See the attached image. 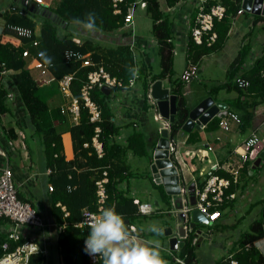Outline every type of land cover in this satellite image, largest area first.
<instances>
[{
	"label": "trees",
	"instance_id": "1",
	"mask_svg": "<svg viewBox=\"0 0 264 264\" xmlns=\"http://www.w3.org/2000/svg\"><path fill=\"white\" fill-rule=\"evenodd\" d=\"M145 1L146 10L152 19L153 34L160 43L159 54L161 59V71L158 76L157 74L151 75V80H148L146 76L141 79L138 78L141 80V89H143L144 109H147L150 106L146 97L149 84L157 77H163L165 74L172 72V44L168 40L171 36L170 22L160 7L159 1ZM176 1L165 0L167 5H173ZM221 1L225 5V15L220 19L214 20L213 28L217 36L213 43L207 44L205 41L196 43L189 32L186 54L194 61H198L204 54L221 48L227 39L232 18L240 7V0ZM28 2L32 3V0ZM126 2L127 0L119 2L120 12L113 11L112 0H58L53 6L49 4L48 9L51 13L57 14L61 22L66 23L72 22L76 18L84 20L87 13H94L97 28L109 32L123 25L124 14L128 7ZM29 3L25 5L30 9ZM212 3H214V0H208L205 8H208ZM20 9L24 13H20ZM26 11V8L24 10L16 7V10L7 15V26L4 32L20 40V44H15L9 40H0V61L4 63L6 68L15 70L10 74V77L13 80L16 96L21 104L19 110L24 114L22 119L26 122L23 130L30 132L32 139L37 140L42 148L45 166L50 167L47 181H52L53 189L48 190L46 188V197L51 206L54 221L56 223L66 222L64 229L57 232L56 236L58 253L63 259V264H100L99 262L90 263L87 254L84 252L83 241L89 233L87 225L81 228L74 225V223L80 219L82 207L88 206L92 209L96 207L94 179L101 174L103 169H106L108 173V182L106 183L108 197L104 209L114 207L125 219L131 221L138 215L134 198L126 190L122 189L119 184L127 174H132L130 171L127 172L129 168L127 162L128 153L145 155L147 159H151L149 146L150 144L152 145V141L148 144L145 129L135 126L122 141L116 140L115 135L120 131V126L111 119L113 112L109 105L110 93L103 92L97 85L90 89L92 99L100 107V120L91 121L88 109L82 103L80 88L86 81L87 72L94 68L96 63L102 64L110 74L127 81L132 76L130 69H133V58L129 47L126 45L104 48L89 39L81 42L76 41L68 34L62 33L59 22L52 19L49 13L43 12L41 8L34 11L35 13L41 12L43 14L40 33L35 35L34 26L36 21L30 16L31 14L27 15ZM253 17V26L262 19V16L257 14ZM14 26L28 28L30 34H21ZM33 39L37 40L35 45L32 43ZM25 48L31 52L41 50L42 55L33 58L30 64H27L28 57L22 55V50ZM79 54L89 55L94 64L81 65V59L77 58ZM250 54L251 40L247 39L242 43L238 52L229 63L226 69V80L222 84L214 86L210 93L213 96L220 88L234 89L236 91V95L226 99V102L232 109L234 108L238 111L241 119V130H246L250 126L256 106L264 102V81L260 76V70L264 65V45L260 53L253 56V59L245 64ZM37 61L47 64L48 69L54 75L58 87V79L62 75L73 73L70 83L71 95L78 98L80 106L78 121L71 123L69 126L72 149L74 151V157L71 159L65 158L62 131L57 127L58 122L64 119L65 112L61 111V106L64 105L50 107L36 93L39 86L30 69ZM236 77H243L249 83L245 87L240 86L235 81ZM172 91L176 93L177 97L176 112L171 123V134L176 135L187 118L189 107L186 105L184 95L181 94L179 88L172 87ZM7 93V86L0 79V118L3 113L11 112ZM95 125L100 128L98 139L101 141L103 150L101 156L97 155L96 149L92 145ZM217 126L218 117L215 116L207 123L205 128L210 129ZM11 131L13 134V128ZM151 131L154 132L155 130ZM198 139L199 133L197 130L188 134L187 141H196ZM27 141L29 142L28 138L24 142L27 144ZM85 141L88 142L87 145H83ZM79 154L85 157L84 161H80L77 158ZM82 165L84 169L77 172L75 168ZM243 170L244 167H242ZM214 173L230 177V173L223 168L214 170ZM152 183L155 187H158L162 201L166 206H169V196L165 193L163 187L154 182ZM227 191L229 192L228 189ZM17 194L21 198L18 192ZM56 201H60L65 205L68 211L66 215H64L60 205L55 204ZM230 202L231 200L224 201L217 206V209L225 213L226 205ZM1 218L3 217H0V220ZM3 219L8 220V218ZM77 233L81 234V236L79 235L81 253L79 261L73 250L71 238L72 235ZM262 236H264L262 220L261 218H255L250 222L248 229L242 231L239 238H237L236 242L240 247L232 254L237 259V264H264V255L255 245V241ZM6 238V234L0 232V242ZM23 239L24 237L17 241L10 239L9 249L23 241ZM194 248L189 240H185L181 247V254L187 252V260L190 262L194 256ZM229 257L230 255L226 254L215 260V264L227 263ZM46 258L47 256L43 251H37L30 255L27 264H46Z\"/></svg>",
	"mask_w": 264,
	"mask_h": 264
},
{
	"label": "crops",
	"instance_id": "2",
	"mask_svg": "<svg viewBox=\"0 0 264 264\" xmlns=\"http://www.w3.org/2000/svg\"><path fill=\"white\" fill-rule=\"evenodd\" d=\"M57 1L58 0H49V3L50 5L53 6ZM158 1L160 4V7L165 12V15L167 16L168 21L170 22L171 36L168 38V40H170L172 44V66H171L172 72L170 74H165L163 77H157L156 79L161 80L162 86L168 87L171 92H173L172 87H177L181 91L183 88V92L185 94L190 90V84L187 85L188 88L185 87L186 84L190 83L191 80H193L194 78L187 82L182 81L181 80L182 70L184 69L188 61L197 64L198 72L200 68L198 61L192 60L186 54L187 53L186 52L187 39H188V35L190 32V28L194 24L195 16L198 10H200L201 7L204 9L209 8V7L205 8L208 0H177L173 5H167L165 0H158ZM142 2H145V3H142ZM217 2H221L223 4L221 0H214V3L212 4H215ZM28 3L29 2H24L22 0L21 1L20 0H0V40L1 41L9 40L15 44H20V40L10 35L9 33L4 32L7 26L6 17L9 13L14 11L11 8L13 5H15L16 7L23 8L24 10L25 8L27 9L26 11L27 15L31 14L30 16L33 18V20L36 21V24L34 26L35 35H38L40 33L41 20H42L43 14L41 12L35 13L34 12L35 9L33 10L29 9V7L25 5ZM126 3H127V6L133 5L134 18L136 16V13H138V16H141V17H143L145 14L149 17L148 28L150 27L149 28L150 34L146 36L136 34L133 28V24L129 25V24L123 23V25H121L117 29H114L109 32L102 31L99 28H97L98 30L95 33H93L92 35H89L88 32L82 28L81 25H78L74 23L73 21L69 23L61 22V20H57V21L60 24L62 33L68 34V36L72 37L76 41L81 42L83 40L89 39L93 43H96L104 48L116 47V46H122V45H126L129 47V50L133 58V69H136L138 74L135 78L131 76L128 78L127 81L123 80L125 89L123 88V86L119 88L109 87L110 88L109 89V93H110V98H109L110 104L109 105L112 108V112H113L111 119L114 120L120 126L119 128L120 131L118 132V134L115 135V139L118 141L119 140L122 141L125 138V136H127L128 132L134 126L145 129V131L147 132V143L149 144L152 141V145L150 144L149 146V152L151 155V159H147L148 164L151 169V163L153 162V159H154V152L157 149V144H158L159 138L161 137L160 128L162 127L163 121L156 120L153 117L154 112L150 113V109L153 104H151L149 100H147V102L150 104V106L147 109H144L143 95H142L143 89H141L142 86H141L140 79L146 76V78L149 80L151 78V75L157 74L158 76L159 72L161 71V59H160V54H159L160 43L158 39L156 38V36L153 34L152 19L148 11L146 10V1L145 0H127ZM239 4H240L239 8H241L242 0H240ZM254 15L255 13L249 10L248 11L244 10L243 12L237 13L232 18V23L229 28L226 41L228 40V37H231V35L233 36L234 40L231 39L232 38L231 37L229 38L230 40H228L227 42L225 41L224 43V45L227 43V46L230 47V50L234 51V55H233V58H234V56L238 52V49L242 45V43L245 42L247 39L248 40L250 39L251 40V54L249 55V58L247 59L245 64L249 63L250 60L253 59V56L259 54L261 51V48L264 45V28H263L264 14H261V13L257 14L259 16H262V19H260L256 23V25L253 26L252 20L254 18L253 17ZM240 16H242V18H240ZM249 18L251 21L247 23ZM247 25H248V28L245 31L246 32L245 34L244 28ZM260 30H263V32H260ZM179 52L184 54L185 65L181 69L180 74L178 76H175L174 55ZM154 56L159 57L158 70H154L152 66V61L155 58ZM232 59L230 60V62L232 61ZM31 60L32 58L28 57V60L26 61V63L30 64ZM97 64L98 63H96L95 66ZM14 71H15L14 69H9L8 71L5 72V74H0V79L1 81H4L5 85L7 86L8 93L11 92L12 94L11 96L7 97L9 104L11 106L10 108L11 112L3 113L0 118V143L7 152V160H6V157H3L0 155V165L3 166L5 165V162H8L12 166L13 171H14L13 176H14V181L16 183L17 192L20 194L21 198L22 199L25 198V200L29 201L32 204V206L35 207L36 210L41 214L42 218L46 222L59 224L54 221L53 212L51 210V206L47 200L46 193H45L46 188L48 190H51L48 188V186L50 184L51 185L53 184L52 181H47V174L50 173V167L45 166V162H44L43 154H42V148L37 142V140L32 139L31 137L32 135L30 132H26L25 130H23V126L25 125L26 122H24V120L22 119V116L24 114L22 111L19 110V108H21V104H20L19 99L16 96V90H15L16 88L13 83V80L10 77V74L13 73ZM30 71L32 73V76L36 79L38 86L49 85L51 83H54V81H56L54 79V75L48 69V67L42 68V67L33 66L30 69ZM197 76H198V73H197ZM130 80L133 83L132 87H130L131 85H129ZM164 80L167 81V84L163 82ZM152 82L149 84L148 88H150ZM223 82L218 83V84L220 85ZM216 85H212L211 87H209L207 90V93H205L202 97L205 98L207 96H211L214 102H224L226 105H228V103L226 102V99L231 98V97L218 98L215 100V98L213 97L214 95L212 96V94H210L211 90ZM45 96L46 97L48 96L49 101L53 104L51 105L50 103H48L50 107H56V106L60 107L61 105L68 104V103L64 104L66 101H60L62 96H60V94L57 91H53L52 93L49 92V94L47 95L45 94ZM70 97H72V95H70ZM55 101H57L58 104H55L54 103ZM210 104H208L204 112L210 107ZM228 106L230 109H232L230 105ZM192 107H190L189 109H191ZM216 113H217V110L211 118L206 120V123H205V126H206L207 123L216 116L218 117V126L216 128L206 129L205 127L200 128L194 125L190 131H182V128H181L179 132L176 133V135H174L176 142H177V145H176L177 152H178L177 158L181 165L184 178L187 180L189 184L193 182L197 184L196 180L201 181L202 176L199 175V172L200 171L205 172L209 167H211L215 163H219V165H221V167L217 169L223 168L222 166L226 164L227 162H230L231 164L232 163L236 164L237 163V161L235 160L236 156L233 152L235 146H237L243 140V138L248 136L251 131L256 132V129L258 127V123L256 121L257 108H255V114H254V117L251 123L253 125L251 127V124H250V126L247 127L246 130H241V125L236 123L235 120L231 119L230 117H228L227 128L222 127L221 125H219L220 117ZM236 113L239 116V113L238 112ZM262 118H264V116H262ZM77 121H78V118L75 120L73 119V116L69 112H65L64 119L58 122V125L60 124L61 128L63 129L62 142H63V152L65 154L66 159H71L74 157V151L72 149L69 126L71 125V123L77 122ZM154 121H158L159 124H156ZM12 128L14 131L13 134L11 131ZM151 130H155V131L153 132ZM194 130L198 131L199 139L196 141H190V142L187 141L188 134ZM28 137L30 140L29 142L27 141V144H26V142L24 141H26ZM185 152H188V155H190L191 152H194V154L192 155V158H188V157L183 156ZM134 155L136 154L128 153L127 162H128V159ZM203 155L205 157L208 156L210 161H206L205 159L201 161L200 157L201 156L203 157ZM98 156H101V155H98ZM139 156H145V155H139ZM77 158L80 161L85 160V157L80 154L78 155ZM196 162H199V163L201 162V163L200 165H197ZM259 163L260 161L258 162V164L256 162L252 163V161H250L249 159L243 162L242 167H244V170L242 171V167L239 168L240 172L238 175L237 182H230V185L227 188L229 192L234 193V198H232L231 202L226 205L225 209H227L228 207H232V211L234 213L241 212L240 214H237L235 218V220L238 221L239 223H241L243 220L244 212L249 214L251 210L253 209V206L256 204V201H259V202L261 201L260 202L261 205L259 209L253 212L254 213L253 219L258 218V217H255L257 213H260L264 217V197H260L259 199L256 200V199H253L251 196L247 197L245 195V191L251 190V187H250L251 182L249 181V179L245 178V175L251 176L252 168L257 167ZM75 169L77 172H79L80 170L84 169V166L83 165L78 166ZM223 169L227 171L225 168ZM129 171L132 172V174L131 173L127 174V176L119 184V186L122 189L126 190L130 196H132L134 199H137L139 202H149L154 207V209L150 213H138V215L135 216V218L132 221L125 219L126 223H128L131 227L135 228L138 237L146 243L149 241H152L148 239V237L146 236L147 233H150L147 231V228L152 224H156L161 229V233L165 235V237L168 240L169 236L164 233V228L170 225H166L163 222H152L150 221V218L148 217L162 216L161 214L163 213L175 214L176 212L173 211L174 207L172 205V202L173 200L177 198V196L167 193L162 183L160 182L156 183L153 181L152 169H151V172L149 171V176H150L151 181L154 182L155 184L161 185L165 193L169 196V206H166L165 208H163L161 204L164 202L162 201L160 192L158 190L157 192L158 196H155V197L152 196V198H154L153 200L154 205H153L151 201L147 197H144V194H142L144 191H147L146 188L142 187L139 183L134 182L137 177H136L135 171L130 166L127 172ZM206 175L207 173L204 174V176ZM222 176H225V175H222ZM231 176L232 175L230 174V177ZM227 189H226V192H228ZM55 204L60 205V207L61 205H64L60 201H56ZM226 213L227 212L225 213L221 212V215L214 222L209 223L208 225L212 224L214 225V227L222 229V225L224 224V217ZM262 216L259 218H261L262 226L264 228V219H262ZM179 217H182L181 214H178V218ZM253 219H251V221ZM9 224H10L9 220L1 218L0 232L5 233V231L9 227ZM249 224H248V227H249ZM170 228H172L173 233L176 232L177 228L175 230L171 226ZM210 230L211 229H209L206 234L207 235L206 238L208 239H210V236H211ZM217 230L219 231V234L221 235L220 240L217 241L219 247L221 248V251L219 252L218 255H215L214 257H210V258L206 257V259H203L204 264H215V260L221 258L222 256H225L226 254L232 256L233 252L240 247V245L237 244L236 241H237V238H239L241 232L244 230L240 231L239 235H236L235 237H233L232 235H225V234L224 236L223 232L220 229H217ZM21 231L23 233V237H28V238H32L36 240L37 244L39 245V248L41 249L38 251H42V248H45V252H46L45 255L47 256L46 264H63V259L61 258V255L58 253V245L56 242L57 232L59 231L55 228V225L49 224L48 229L44 230L43 232L34 227L22 225ZM79 235L81 236V234ZM42 237L48 238V241L46 244ZM84 241H83V244H84ZM200 242L201 240L199 238L197 245L195 246H199ZM168 244H169V241H168ZM75 245L79 247V242L76 244H73L72 242L73 250H74ZM255 245L259 249V251L264 255V236L257 239L255 241ZM161 249H164L165 251V252H161L163 258L167 260L168 264H170L171 263L170 250L173 252H176L178 251V249L174 246L169 247L168 245L167 246L161 245ZM190 263L199 264L196 253H195V248H194V256Z\"/></svg>",
	"mask_w": 264,
	"mask_h": 264
},
{
	"label": "built area",
	"instance_id": "3",
	"mask_svg": "<svg viewBox=\"0 0 264 264\" xmlns=\"http://www.w3.org/2000/svg\"><path fill=\"white\" fill-rule=\"evenodd\" d=\"M24 2H28L29 0H23ZM122 0H112V6L114 12H120L121 7L119 2ZM145 3V2H142ZM49 0H32V9L34 8H41V10L47 13ZM37 6V7H36ZM12 9L16 10L15 5L11 7ZM245 9L243 7L238 8L237 13L243 12ZM20 13H24L23 10H19ZM236 13V14H237ZM225 15V6L221 2H217L209 6L208 9L200 8L198 10L194 24L190 28V34L192 39L196 43H202L205 41L207 44H211L214 42L217 34L214 30V20L220 19L222 16ZM124 23L126 24H133V5H129L127 10L124 14ZM18 30L19 33L29 35L30 30L25 27L21 26H14ZM32 43L35 45L37 43L36 39H33ZM22 55L30 58H35L37 56H41V50L36 52H31L29 49L25 48L22 50ZM78 59H81V65H89L93 64L92 59L89 55L79 54L77 56ZM35 67H46L47 64L37 61L35 62ZM9 69L5 67L4 63L0 61V74H5L6 71ZM198 73V66L196 63L189 62L186 64L184 69L181 72V80L182 81H190L191 79L197 77ZM260 76L264 81V65L260 70ZM73 78V73H65L58 79L59 87L61 91L65 95H71L70 90V83ZM47 81V80H46ZM235 81L238 85L245 87L249 81L243 77H236ZM132 81H129L130 87H132ZM97 85L98 87L102 88L104 86L107 87H121L125 89V85L123 80L116 75L110 74L102 64L98 63L94 68L90 69L87 72L86 81L82 84L80 88V97L82 100L83 105L88 109L89 112V119L91 121H98L100 120V109L97 103L92 99L90 95V89ZM8 97L11 96V92H9ZM147 100H149L152 104L154 103V99L152 97L150 88H148L146 92ZM215 102L212 101L211 104ZM223 103V102H221ZM154 105V104H153ZM79 100L77 97H71L70 102L67 105L61 106L62 112H69L73 119H77L79 116ZM217 115L220 117L219 125L224 128L228 126V117L235 120L236 123L240 124L241 119L237 115V113L230 109L228 105L219 106L217 105ZM155 111L153 113V117L156 120H162V127L160 129L166 130V152H167V159L169 160L170 164L169 167H172L174 170L172 176H176V181L172 182V186L178 189L177 198H179V205L178 203L173 200L172 205L174 207L173 211L182 214V217L179 219V224L181 226L182 232L176 229L175 233H172L171 236H175L176 240L173 242L174 247L178 249V251L173 252L170 250L171 256V263L170 264H191L190 261L187 260V252L181 254V247L185 240H189L193 246H195L199 240L205 233H201L199 229H196L197 221H193L191 218V210L193 208H197L198 211L205 217L206 223L214 222L220 215L221 211L217 209V206L222 204L224 201H230L234 198L233 192H226V189L230 185V182H237L238 175H239V168L242 167L243 162L247 159L250 161L255 162L257 158L260 156V152L264 149V137L257 134L255 131H251L248 136L243 138V140L234 148V154L236 156L235 160L237 161L236 164H231L227 162L222 167L225 168L232 176H222L219 174L214 173V170L221 167L219 163L213 164L209 167L205 172H199V175L202 176L201 181L196 180L195 184L193 182V191L189 190V183L184 178V174L182 172L181 165L177 158V142L175 136L171 134V123L168 117H165L160 113L158 108L155 106ZM206 121L200 120L199 116L195 118L194 125H198L200 128L205 127ZM183 125V124H182ZM95 132L92 136V145L95 147L96 152L98 155L103 153L101 141L98 139V132L100 130L98 125H95ZM88 142H84L83 145H87ZM194 152H191L188 155V152H185L183 156L192 158ZM0 155L6 157L7 160V152L4 147L0 143ZM201 161L204 159L206 161H210L208 156L200 157ZM155 159H153L154 162ZM161 167L156 169V176L155 173L152 171V179L156 183H161L162 175L159 173ZM13 168L8 163L5 162V165H0V217L8 218L10 224L8 229L5 231L7 236L2 242H0V264H27L29 257L32 253L41 250L39 245L37 244L36 240L28 237H24L23 241L17 243L13 248L9 249V240L17 241L21 237H23V233L21 231V226H31L40 231H44L48 229L49 224L55 225V228L60 231L63 230L66 222L63 221L59 224L46 222L41 214L36 210L32 204L22 199L17 194V187L14 181L13 176ZM204 176V174H206ZM175 179V178H174ZM197 179V178H196ZM108 182V173L106 169H103L101 174L95 178V208H90L88 206H84L81 209L80 219L74 223V225L82 227L86 224L83 223L84 217L87 216L89 213H97L104 209L106 199L108 197V192L106 188V183ZM53 185H49V189L52 188ZM193 194L194 200L191 203L190 194ZM137 205V212L138 213H150L153 211L154 207L149 202H139L137 199H134ZM64 215L68 213L66 207L61 205ZM201 233V234H200ZM48 235V233H47ZM45 241V244L48 241L47 237H42ZM182 243L180 244V242ZM85 242V241H84ZM170 247V245L168 244ZM42 251L45 252V248H42ZM88 261L90 263L99 262L101 261L98 257H91L87 255ZM219 264H237V259L230 255L229 261L227 263H219Z\"/></svg>",
	"mask_w": 264,
	"mask_h": 264
},
{
	"label": "rangeland",
	"instance_id": "4",
	"mask_svg": "<svg viewBox=\"0 0 264 264\" xmlns=\"http://www.w3.org/2000/svg\"><path fill=\"white\" fill-rule=\"evenodd\" d=\"M240 18H242V16H240ZM250 21L251 20L249 18L247 23H249ZM148 26H149V17L146 14L143 17H141V16H138V13H136V16L133 20V28H134L135 33L139 35H144V36L150 34V29H149L150 27L148 28ZM247 28H248V25L244 28L245 34H246L245 31L247 30ZM260 32H263V30H260ZM231 37H228V40H230L229 38L234 40L232 35ZM233 55H234V51L230 50V47L227 46V43H226L223 47L215 49L207 54H204L201 58H199L198 64L200 65V68H199L198 76L194 78L193 80H191L190 83L186 84L185 87H187V85L190 84V90L187 93L184 94L183 88L181 91V94L184 95L186 105L189 108L195 105V103L197 104L202 98H204L202 96L205 93H207V90L209 87L226 80L227 78L226 68L230 60L233 58ZM154 57L155 58L152 61V66L154 70H158L159 57L158 56H154ZM174 61H175V64H174L175 76H178L180 74L181 69L185 65L184 54L181 52L175 54ZM163 82L167 84V81L164 80ZM49 85H43L37 88L36 93L42 99L48 101L47 103H50L51 105H53L49 101V97L48 96L46 97L45 94L47 95L49 94V92L52 93L53 91H57L60 94V96H62L60 101H66L64 104H67L70 102L71 97L65 95L60 89H58L59 87L57 86L56 81H54V83H51ZM235 95H236V91L234 89L227 90L226 88H220L213 97L216 100L218 98H228V97H233ZM54 103L58 104L57 101H55ZM256 108H257L256 121L258 123L256 132L258 135L264 137V118H262V116H264V102L258 104ZM155 109H156L155 106L152 105L150 109V113H153ZM234 110L237 111L236 109ZM154 122L156 124H159L158 121H154ZM252 125L253 124H251V127ZM57 127L58 129L63 131L60 124L57 125ZM28 140H30L29 137H28ZM196 163L197 165H200L201 162L200 163L196 162ZM128 166H130L136 173L137 178L135 179L134 182L139 183L142 187L146 188L147 191H144L142 194H144V197H147L153 204L154 198H152V196L153 197L158 196V193H157L158 188L153 185L150 179L149 171L151 172V169L148 164L147 158L145 156H139V155L131 156L128 159ZM245 178L249 179V181L251 182V185H250L251 190L245 191V195L247 197L251 196L253 199H256V200L259 199L260 197H264V156L261 157L259 165L257 167L252 168V175L251 176L245 175ZM260 202L256 201V204L253 206V209L251 210L249 214L244 212V217L241 223L235 220L236 215L240 214L241 212L234 213L232 211V207H228L226 209L227 213L225 214V217H224V224L222 225V229L216 228L212 224L208 225L207 223H201V222L196 223L195 228L199 229L201 233H205V235H202V237L200 238L201 242L199 246H195V253H196L199 264H204L203 259H206V257L207 258L214 257L215 255H218L219 252L221 251V248L219 247L217 243V241L220 240L221 235L219 234V231L217 229H220L223 232V235L224 234L232 235L233 237H235L236 235H239L240 231L248 228L249 222L251 221V219L254 218L253 212L259 209L261 205ZM161 206L163 208L166 207L164 203H162ZM161 215L162 216H158V217L150 216L148 218H150V221L152 222H163L166 225H170L175 230L177 227V222L179 221L178 213H175V214L163 213ZM261 216L262 215L260 213H257L255 217L259 218ZM262 219H264L263 216H262ZM209 229H211L210 239L206 238L207 237L206 234ZM146 236L148 237V239L152 241H159L160 245H164V246L168 245V240L163 234L157 236L153 233H147ZM71 238H72L73 244H76L79 242V234H74L71 236ZM74 252L79 261L81 259L80 258L81 257L80 247H77L75 245ZM161 252H165L164 249H161Z\"/></svg>",
	"mask_w": 264,
	"mask_h": 264
},
{
	"label": "clouds",
	"instance_id": "5",
	"mask_svg": "<svg viewBox=\"0 0 264 264\" xmlns=\"http://www.w3.org/2000/svg\"><path fill=\"white\" fill-rule=\"evenodd\" d=\"M73 22L81 25L89 35L98 30L95 14L91 12L84 20L76 18ZM130 71L135 78L137 70ZM83 223L89 229L84 252L98 257L101 264H168L161 254L159 241H142L136 229L126 223L124 216L114 207L102 209L99 214L89 213ZM147 231L157 236L162 234L156 224L150 225Z\"/></svg>",
	"mask_w": 264,
	"mask_h": 264
},
{
	"label": "water",
	"instance_id": "6",
	"mask_svg": "<svg viewBox=\"0 0 264 264\" xmlns=\"http://www.w3.org/2000/svg\"><path fill=\"white\" fill-rule=\"evenodd\" d=\"M242 7L245 10H249L255 14L261 13L264 14V0H242ZM37 7V6H36ZM30 9L32 10V5L30 6ZM35 10L37 8H34ZM47 13L51 16L52 19L54 20H60L59 16L55 13H51L49 9L47 10ZM105 93L109 92V87L104 86L101 88ZM150 91L152 94V97L154 99V106L158 108L160 113L164 115L165 117H168L170 121L174 120L175 112H176V93H173L169 90L168 87L162 86V82L159 79H155L151 86H150ZM213 101V98L211 96H207L203 99H201L196 105H194L191 109H189L187 118L184 121L182 125V131H190L195 123V118L199 116L200 120L206 121L209 118L213 116V114L216 112L218 106H225V103L221 102H215L214 104H210V102ZM210 104V107L204 112L205 108ZM196 127H199L198 125H195ZM161 137L159 138L158 144H157V149L154 152V162L151 163V169L157 176L158 173H156V169L158 167H161L159 170V173L162 175L161 178V183L164 186V189L167 193L175 195L178 192V189L176 187L172 186V182L176 181V176H172L170 174L174 173V170L172 167H169V160L167 159L166 155V130L161 129ZM264 156V149L260 152V156L255 160V162L258 164V162L261 160V157ZM175 178V179H174ZM193 183L189 185V190L192 192L193 191ZM191 198V203H193L194 196L191 193L190 194ZM175 201L179 205V198H176ZM180 206V205H179ZM182 216V214H181ZM191 218L193 221L201 222V223H206L205 217L198 211L197 208H193L191 210ZM180 217L178 218V220ZM180 232L181 226L179 224V221L177 222V227ZM164 233L168 235L169 239V245L170 247L174 246L173 242L176 240L175 236H171L173 233L172 228L170 226H167L164 228ZM182 241L180 242V244Z\"/></svg>",
	"mask_w": 264,
	"mask_h": 264
}]
</instances>
